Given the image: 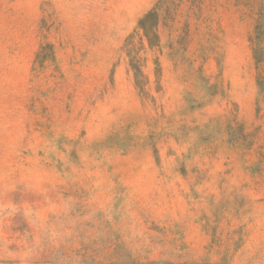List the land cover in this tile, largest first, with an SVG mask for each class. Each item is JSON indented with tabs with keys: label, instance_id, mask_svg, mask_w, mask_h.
Segmentation results:
<instances>
[{
	"label": "rangeland",
	"instance_id": "374dc122",
	"mask_svg": "<svg viewBox=\"0 0 264 264\" xmlns=\"http://www.w3.org/2000/svg\"><path fill=\"white\" fill-rule=\"evenodd\" d=\"M0 264H264V0H0Z\"/></svg>",
	"mask_w": 264,
	"mask_h": 264
}]
</instances>
